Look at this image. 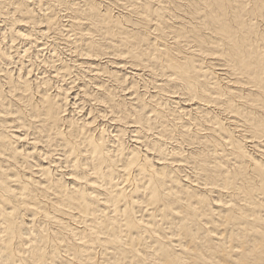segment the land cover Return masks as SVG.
I'll use <instances>...</instances> for the list:
<instances>
[{"label":"bare ground","instance_id":"1","mask_svg":"<svg viewBox=\"0 0 264 264\" xmlns=\"http://www.w3.org/2000/svg\"><path fill=\"white\" fill-rule=\"evenodd\" d=\"M84 2L0 0V257L264 264V0Z\"/></svg>","mask_w":264,"mask_h":264},{"label":"rangeland","instance_id":"2","mask_svg":"<svg viewBox=\"0 0 264 264\" xmlns=\"http://www.w3.org/2000/svg\"><path fill=\"white\" fill-rule=\"evenodd\" d=\"M87 1V2H86ZM92 1H94V0H90V2H92ZM97 2H99L100 3V9L102 10V11H105V10H107V9H109L110 10V12H111V14L113 13V15H115V16H117L118 14H119V12H121V10H123V8L121 7L122 6V4L123 5H125V4H128V2L130 1V0H119L118 2L119 3H116V4H114V5H111V4H109L107 1H105V0H96ZM101 1V2H100ZM122 1V2H121ZM88 0H85V2L84 3H82V6L83 7H87L88 6V4L90 5L91 3L89 2ZM105 3V4H103V3ZM88 3V4H87ZM125 3V4H124ZM86 4V5H85ZM119 4V5H118ZM109 5V6H108ZM105 6V7H104ZM116 6V7H115ZM103 7V8H102ZM59 9H58V11H59V13L62 15V16H64V15H66L67 14V12H65V8L64 7H58ZM61 9V10H60ZM112 10V11H111ZM64 11V12H63ZM117 11V12H116ZM118 13V14H117ZM136 14V15H135ZM140 16V14L139 13H132V15H130V17H129V19H127L128 21L126 22V23H128V24H133L135 21L136 22H140V23H138L137 25L135 24V27H138V28H141L142 26L144 27L145 26V24L144 23H142L141 21H137V20H140L141 18L139 17ZM132 17V18H131ZM65 18V19H64ZM63 19L65 20V22H67V19H68V16H65ZM135 18V19H134ZM133 19V20H132ZM132 21V22H131ZM64 22V23H65ZM121 22H122V20H121ZM67 33V32H66ZM66 33H63V35L65 36V37H67L69 34H66ZM54 34V33H53ZM53 34H51L50 35V37H48L49 38V40H48V38L46 39V40H44V41H48V43H50L51 42V40L54 38L53 36ZM56 35H58V36H56V39L58 38V39H60V41L58 40V42H59V44L62 46V47H64L65 46V44H63L64 42H65V40H62V39H64V38H60L61 36H63L62 34H60V36H59V34H56ZM97 35V34H96ZM95 35V37L97 38V36ZM63 36V37H64ZM72 38V37H71ZM171 39V38H170ZM172 40V39H171ZM0 41H1V39H0ZM7 42H8V39H7ZM18 42V43H17ZM61 42V43H60ZM10 43V42H9ZM27 42H25V44H26ZM16 44V45H15ZM22 44H23V41L22 40H20V39H18V40H16L15 41V43H14V49L13 48H9V49H7L9 52L8 53H10V54H12V56H13V59H11L10 61H12V63H9L8 64V68H10V70L11 71H14L15 73H16V71H18V68H19V64H21V59H23L22 58V56L21 55H23V47H22ZM6 48H8V46L6 47ZM16 48V49H15ZM18 49V50H17ZM21 49V50H20ZM17 51V52H16ZM20 51V52H19ZM47 52H44V53H46V54H48L49 52H48V49L46 50ZM22 52V53H21ZM17 53V54H16ZM61 56H62V58H65V57H67V54H65V53H63V54H60ZM19 56H21V58L19 57ZM102 58H101V60H103V61H106V57L104 58L103 56H101ZM15 58V59H14ZM16 58H17V60H16ZM20 58V59H19ZM27 58V57H26ZM26 58H24V62H25V64L27 63L28 64V58L26 59ZM20 60V61H19ZM14 61H15V63H14ZM19 62V63H18ZM17 63V64H16ZM38 63V61L36 60V63H34L35 64V67H33L32 69H33V71H32V69L30 70V72H31V74H30V77H33V78H37V77H41L42 76V74L44 73V74H47V75H50V74H52L53 75V73H51V71H52V69L51 70H49V69H47V68H49V67H43L42 66V64H39V65H36ZM11 64V65H10ZM47 69V70H46ZM35 70V71H34ZM44 71V72H43ZM25 73H27L26 71H25ZM29 73V72H28ZM35 74V75H34ZM68 78V77H67ZM69 78H70V76H69ZM68 78V80H70ZM144 80H146V81H144ZM151 79L149 78V76H147V75H145V76H140V77H138V78H136V81H137V87H135L136 89H138V90H144V89H146V90H149V91H151V92H154V90L156 91V89H155V87L153 86L154 84H153V82L152 81H150ZM71 81V80H70ZM152 82V83H151ZM145 83V84H144ZM56 84H58V85H56ZM149 84V85H148ZM60 85V83H57V81H53V84H52V89H51V91H53L54 93H56L57 92V88H58V86ZM153 89V90H152ZM74 92H77V88H74V90H73ZM127 93H129V92H131V91H126ZM167 96L166 95H164V98H163V101H167L168 102V99L166 98ZM166 98V99H165ZM89 101V102H88ZM91 100H86L85 101V104H84V106H83V113L82 112H80L79 114H82L83 116H86V117H89V113H90V109H91V107L92 106H94L95 105V102L93 101V102H91ZM87 103V104H86ZM93 103V104H92ZM92 104V105H91ZM90 107V108H89ZM85 108V109H84ZM89 110V111H88ZM88 113V114H87ZM88 115V116H87ZM131 139V137L129 136V135H127L126 136V142L127 143H129V144H131V143H133L132 142V140H130ZM128 140V141H127ZM173 142H171V144L169 143V148H172L173 146ZM0 264H6L5 263V260L3 259V258H1L0 257Z\"/></svg>","mask_w":264,"mask_h":264}]
</instances>
